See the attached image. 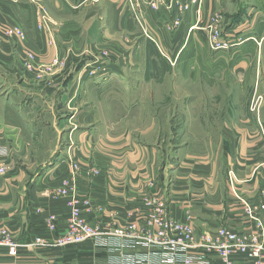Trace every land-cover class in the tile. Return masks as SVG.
Masks as SVG:
<instances>
[{
	"label": "crops",
	"instance_id": "obj_1",
	"mask_svg": "<svg viewBox=\"0 0 264 264\" xmlns=\"http://www.w3.org/2000/svg\"><path fill=\"white\" fill-rule=\"evenodd\" d=\"M35 1L0 0V28L25 34L19 45L0 29V149L7 154L0 240L16 245L15 256L0 245V264H162L167 257L164 248L110 237L60 247L73 215L103 232L112 223L143 228L159 207L176 226L189 218L193 244L218 228L249 239L245 207L264 203V0H203L198 11L182 13L175 2L187 0H161L156 9L155 0ZM37 4L50 33L37 29ZM214 15L230 51L205 43L201 29ZM162 74L186 82L164 87L168 105L183 89L201 88L207 98L175 103L181 113L164 120L180 121L175 131L158 133L156 115L147 132L125 130L142 104H156V82L144 85L142 77ZM145 87L153 94L142 95ZM107 104L116 112L111 121ZM198 123L218 126H191Z\"/></svg>",
	"mask_w": 264,
	"mask_h": 264
},
{
	"label": "built area",
	"instance_id": "obj_2",
	"mask_svg": "<svg viewBox=\"0 0 264 264\" xmlns=\"http://www.w3.org/2000/svg\"><path fill=\"white\" fill-rule=\"evenodd\" d=\"M161 0L150 3L152 9H156V4ZM201 0H187L185 3L175 2L178 13L188 12L191 9L200 8ZM176 20L174 25H178ZM193 26L189 31H194ZM206 33L205 43L213 51H230L232 45L225 39L222 29L218 26V17L213 16L210 22L201 29ZM9 37L23 39V34L19 31L8 32ZM31 57V55L29 56ZM7 154L0 149V178L7 173ZM230 180L234 179L233 173H229ZM264 197V192L261 193ZM161 208L155 210L156 214L151 215L145 227L139 228L136 223H129L124 226L112 223L103 232L98 227L87 221L79 219L76 215L71 217L65 235L58 238L56 243L60 247L77 246L83 242L95 240L103 237L114 238L118 241L129 244L130 247H161L167 252V257L162 259V264H213L212 257H217L222 264H234L236 255H243L251 263L264 264V203L257 207L246 206L244 217L254 226V233L248 239L240 237L228 228H218L214 232H207L200 238L199 243H192V231L189 223L176 226L171 221L166 220L161 214ZM6 233L0 231V239H5ZM0 245L8 247L10 256H15L16 245L0 240ZM190 252L191 254H188ZM194 253L195 258H193ZM148 258L142 259L139 263H147Z\"/></svg>",
	"mask_w": 264,
	"mask_h": 264
},
{
	"label": "rangeland",
	"instance_id": "obj_3",
	"mask_svg": "<svg viewBox=\"0 0 264 264\" xmlns=\"http://www.w3.org/2000/svg\"><path fill=\"white\" fill-rule=\"evenodd\" d=\"M30 2L36 3L35 0H32V1L30 0ZM202 2H203V0H201V3H200L201 5H202ZM36 6L38 8L37 29H43L46 32L50 33L51 23L49 21V16H48L46 10L41 5L37 4ZM200 8H201V6H200ZM133 18H134V21L136 22V24L138 25L137 16L135 15V17L133 16ZM139 27L144 29L143 25H141ZM0 29L2 31L1 33L5 37L14 40L19 45L23 44V41L25 39V34L20 28L15 27L13 29H10L8 27H1ZM16 31H19L21 34H23V39L22 40L20 38H17V37L16 38L15 37H9L7 35L8 32L14 33ZM30 55H31V57H29ZM27 57H28L29 61L34 59V56L31 53H29V52L27 53ZM88 66L93 69V72L91 74H93L92 77H94L95 76L94 75L95 74L94 71H98L99 68L95 66V63L93 65H88ZM143 66L145 67L146 63H144ZM156 67H162L161 71L165 72L166 68H165V66L163 64L157 63ZM30 68H31V65L29 64L28 65V69H30ZM88 75H89L88 77H90V73ZM142 79H143L142 81H143L144 85H150V84L154 85V84L151 83V82H153L152 80H154L156 82V85H155V99H154L156 104H155V107L151 106L150 108L147 107L146 104H142L143 107L139 108V111L134 114V117H133L134 119L126 120V121H129V122L125 123V130H129L130 132L135 133L136 135H137V133L139 131H142V132L149 131L150 127L153 126V123L149 124V121H150V119L152 118L153 115H156L157 117H160L162 119V121H163L162 123L155 124V127L158 129V133H159V131L168 132V131H170L171 128H173V131H175V129H177V128H179L181 126L180 124H176V123H179L180 121H175V123L173 125L167 124L168 126L164 122V120L166 118H168V120L172 121V119H171L172 116L175 117L176 113H178V112L181 113V110L183 108L182 107H177L175 103H178V101L182 100V98H184V97H186L188 99V101H190V100H195L196 101V98L198 100H200V98L201 99H206L207 98V94L205 92H203L201 88H200V91L194 90V91H188V92L184 91V89H183L181 91V93H176V91L173 92L172 98H169V100L173 99V103L168 105L167 103L164 102V97H165L164 95H167V93L164 94V90H163L164 87L167 86L169 88V87H171L170 84L172 83V85H174V88L179 86L178 90H180V89L185 87V86H180V85H185L184 83H186V82L182 81V80L181 81L180 80L174 81V79H176V77H174V79H173L170 76H166L164 74H162L161 77H156V76L153 77L151 79V81H149L148 79H145L144 77H142ZM14 82H15V80H14ZM176 85H178V86H176ZM34 91L35 90H30V93H32ZM152 91H154V88L149 90L148 87H145L144 90H143L142 95H145L147 92H151L153 94ZM79 92H80V90H79ZM79 92H76V96H77V94H79ZM144 98H145V96H144ZM104 108H105L106 116H108V119L111 121L113 119L114 115L116 114V112L114 111L113 114L111 113L112 107L110 108L109 104H107L106 107L104 106ZM104 108H102V110H104ZM71 109L73 110V108H71ZM196 111H197L198 114H200V105L198 106ZM118 114H120V113L118 112ZM191 126L194 129L200 128V127H206V126L207 127H214V129L216 130L218 125H205V124H199L198 123L196 125H191ZM212 130L213 129H210V131H212Z\"/></svg>",
	"mask_w": 264,
	"mask_h": 264
}]
</instances>
